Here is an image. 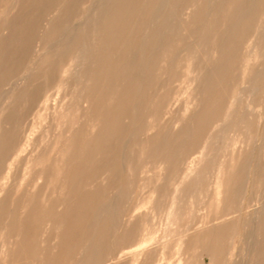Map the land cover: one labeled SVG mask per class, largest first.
I'll list each match as a JSON object with an SVG mask.
<instances>
[{"label":"rangeland","instance_id":"rangeland-1","mask_svg":"<svg viewBox=\"0 0 264 264\" xmlns=\"http://www.w3.org/2000/svg\"><path fill=\"white\" fill-rule=\"evenodd\" d=\"M74 2L0 0V159L10 146L24 143L16 124L30 125L39 115L52 120L32 149L9 158V174L0 167V177L9 178L0 181V189L7 183V194L0 196V264H130L135 247L126 249L125 241L135 236L148 240L143 264H246L244 246L251 227L258 226L252 214L264 210V168L259 180L253 177L264 147V92L246 99L252 84L264 81V0H87L81 16L68 21L65 12ZM94 6L102 13L90 19L87 11ZM48 26L53 30L44 48L38 39ZM71 35L77 37L74 46ZM58 49L62 54H55ZM196 49L195 63L208 64L203 78L177 69ZM84 51L89 56L76 62ZM206 76L203 104L185 113L186 96L168 99L176 90L195 89L193 82ZM59 83L68 96L62 108L52 92ZM241 122L247 126L243 137L225 133ZM132 142L155 148H139L135 166L123 168ZM85 148L93 150L88 159L76 158ZM171 151L161 171L174 176L149 180L151 168L141 170L146 159ZM220 182L237 190L227 218L231 230L223 235L214 231L222 210L213 206L208 213L198 196H185L182 207L171 211L172 197L155 198L154 210L134 218L123 211L142 201L143 185L190 192L205 186L213 200ZM130 185L139 198H124ZM217 237L220 245L212 246Z\"/></svg>","mask_w":264,"mask_h":264},{"label":"bare ground","instance_id":"bare-ground-1","mask_svg":"<svg viewBox=\"0 0 264 264\" xmlns=\"http://www.w3.org/2000/svg\"><path fill=\"white\" fill-rule=\"evenodd\" d=\"M84 1H87V0H76V2H74V4H72V6H70L68 8V10H66L65 12V17L69 18L68 21L70 19H77L81 16L82 14V4H84L83 2ZM104 2V1H103ZM102 2V3H103ZM165 2V0H164ZM162 2V3H164ZM167 2V1H166ZM61 3H64V2H61ZM105 3V2H104ZM10 5V4H9ZM97 5V4H96ZM104 5V4H103ZM159 5V4H157ZM163 5V4H161ZM165 5V4H164ZM177 5V4H176ZM138 6V5H137ZM210 6V5H209ZM5 7V6H4ZM11 7V6H9ZM159 7V6H158ZM103 8V6H102ZM162 8V6H161ZM164 8V6H163ZM159 9L160 7L157 9L158 10V13H159ZM211 11V9H210ZM57 12V11H56ZM247 12V11H246ZM88 13V17H91L90 19H94L96 16H99L101 13H102V9H97V6H94L92 9H89L87 11ZM157 13V15H158ZM244 13V12H243ZM156 14V12H155ZM210 15V14H209ZM85 17V16H84ZM215 17V16H214ZM32 18V17H31ZM172 18V17H171ZM35 19V18H33ZM177 19V18H176ZM84 20V19H83ZM82 20V21H83ZM156 21V20H154ZM170 21V20H169ZM172 21V19H171ZM178 21V20H177ZM175 22V21H174ZM172 23V22H171ZM88 24V23H87ZM179 24V23H178ZM32 25V24H31ZM76 25V24H75ZM161 25V24H160ZM74 26V25H73ZM77 26V25H76ZM79 26V25H78ZM157 26V25H156ZM164 26V25H163ZM34 28V27H33ZM53 30V27L52 26H48L47 27V31L44 32L42 34V36H40V38L38 39V44L43 46L44 48L47 46V43L45 42L47 39H48V36L51 32V30ZM84 30L85 29H81L80 30V35L82 33H84ZM154 32V31H152ZM157 34V33H156ZM177 34V33H176ZM154 35V34H153ZM73 35H71L72 37ZM155 36V35H154ZM10 37V36H9ZM75 38L77 39V37L73 36V41L71 42V45H76L75 43ZM154 38V37H153ZM63 39V38H62ZM71 39V38H69ZM68 39V40H69ZM151 40V39H150ZM163 40V38H162ZM61 41V40H60ZM67 41V40H66ZM178 41V40H177ZM36 42V41H35ZM144 42V41H143ZM55 43V42H54ZM68 43V42H67ZM196 43V42H195ZM210 43V42H209ZM36 44V43H35ZM37 44V45H38ZM153 44V43H152ZM217 44V43H216ZM187 45V44H186ZM34 46V45H33ZM51 46H52V43H51ZM202 46V45H201ZM206 46V45H205ZM38 47V46H37ZM158 47V46H157ZM173 48V47H171ZM203 48V47H202ZM180 49V48H179ZM213 49V48H212ZM214 50V49H213ZM212 50V51H213ZM168 51V50H167ZM172 51V50H171ZM177 51V50H176ZM217 51V50H216ZM49 52V51H48ZM63 50L61 49H58L55 51V54L59 55L60 53L62 54ZM85 54H81V55H78L75 56V59H76V62L78 61H83V60H86V58H84V56L87 55L89 56V52H86L84 51ZM180 52V51H179ZM9 53V52H8ZM43 54V53H42ZM199 54V50H195L194 52L191 53L190 57L184 61V65H180L178 69V71H180L181 73H184L186 75H191V76H194V75H201L202 78H203V75H206L204 72L205 70L207 69L208 67V64L207 63H204V65L202 66V62L200 61L198 64H196L195 60H196V56ZM209 54V53H208ZM212 54V53H211ZM214 54V52H213ZM114 55V54H113ZM8 56V55H7ZM81 56V57H80ZM86 56V57H88ZM200 56V55H199ZM213 56V55H212ZM135 57V56H134ZM137 57V56H136ZM150 57V56H149ZM259 57L263 58L264 59V53ZM4 56L0 59H3ZM133 58V56H132ZM138 58V57H137ZM262 59V60H263ZM47 60V59H46ZM154 60V59H153ZM115 61H119V60H115ZM135 61V60H134ZM205 61V60H204ZM59 62V61H58ZM224 62V61H223ZM121 63V62H120ZM131 63V60L130 62ZM53 64V63H52ZM51 64V65H52ZM34 65V64H33ZM121 65V64H120ZM143 65V64H142ZM222 65V64H221ZM219 65V66H221ZM219 66H217V70L219 72ZM70 67V66H69ZM122 67V66H121ZM129 67V66H128ZM225 67V66H224ZM123 68V67H122ZM61 69V68H60ZM70 69V68H69ZM173 69V68H172ZM216 69V68H215ZM76 70V68L73 67V69L71 68L69 70V74L70 72ZM139 70V69H138ZM171 70V69H170ZM257 69H255L256 71ZM5 71V70H4ZM143 71V70H142ZM64 72H68V68L64 70ZM139 72V71H138ZM171 72V71H170ZM259 72V71H258ZM20 73V72H19ZM18 73V74H19ZM22 73V72H21ZM25 74V73H24ZM9 75V74H8ZM26 75V74H25ZM52 75V74H51ZM147 75V74H146ZM208 75V74H207ZM31 76V75H30ZM33 77V76H32ZM70 77V76H69ZM25 78V77H24ZM50 78V77H49ZM152 78V77H151ZM34 79V78H33ZM52 79V78H51ZM256 79V78H255ZM38 80V79H36ZM35 80V81H36ZM40 80V79H39ZM54 79L50 80V81H53ZM170 80V79H169ZM172 80V79H171ZM22 81V79H21ZM176 81V80H175ZM192 81V80H191ZM202 81V83H201ZM14 82V81H13ZM16 82V81H15ZM19 82V81H18ZM208 83V80H207V76L206 78H204L203 80H200V81H194L193 84L196 85V88L195 89H192L191 90V86L190 88L189 87H186L185 91H181V90H176L172 93H170L171 97L168 98L169 100H174V99H179L181 96H186L187 100H186V104L184 105V112H188V110H190L191 106H194L196 103H200V104H203L204 103V92L202 91H205V89L203 90V88H205L204 85H206V83ZM186 83V82H185ZM74 84V83H73ZM14 85V84H13ZM17 85V84H16ZM47 84H45L46 86ZM76 86V84H75ZM140 86V85H139ZM148 86V85H147ZM188 86V85H187ZM10 87V86H9ZM8 87V88H9ZM182 88V87H181ZM202 88V89H201ZM10 89V88H9ZM13 89V87H12ZM35 89V87H34ZM244 89V88H243ZM138 90V89H137ZM32 91V90H31ZM170 91V90H169ZM53 92V96H54V102H57V106L59 108H62L64 106H66V103H67V93H66V90H63L62 89V84L59 83L55 89L52 91ZM133 92V90H132ZM152 92V91H151ZM164 92V91H163ZM168 92V91H167ZM264 92V81H259L258 82H255L252 84V87L249 91V93L246 95V99L247 101H251L253 100L256 96H259L261 95L262 93ZM42 93V92H41ZM40 94V92H34L32 95L33 96H36ZM135 94V93H134ZM165 94V93H164ZM24 94H20V98H23ZM207 95V93H206ZM216 95V93H215ZM214 95V96H215ZM14 96V92H10V95L7 97V100H5V103L7 104L8 102H10L12 100ZM161 96V95H160ZM136 97V96H135ZM142 97V96H141ZM139 97V99L141 98ZM3 98V97H2ZM161 98V97H160ZM183 98V97H182ZM138 99V98H137ZM144 99V98H143ZM214 99V97H213ZM34 100V99H33ZM136 100V99H135ZM142 100V98H141ZM37 102V101H36ZM139 102V101H138ZM145 102V101H144ZM203 102V103H202ZM136 103V102H135ZM147 103V102H145ZM26 104V103H25ZM134 104V103H133ZM172 104V103H171ZM210 104V103H209ZM17 105V104H16ZM135 107L137 104H134ZM140 105V104H139ZM199 105V104H198ZM201 106V105H200ZM197 107V106H196ZM162 108V107H161ZM169 108V107H168ZM167 108V109H168ZM200 108V107H199ZM81 109V108H80ZM83 109V108H82ZM136 109V108H135ZM179 109V108H178ZM195 109V108H194ZM6 110V109H5ZM193 110V109H192ZM208 110V109H207ZM23 111V109H22ZM21 111V112H22ZM139 111V110H138ZM141 111V110H140ZM139 111V112H140ZM161 111V110H160ZM181 112V111H180ZM185 112V113H186ZM194 112V111H193ZM9 113V112H7ZM141 113V112H140ZM183 113V112H182ZM10 114V113H9ZM8 114V115H9ZM20 114V113H19ZM100 114V113H99ZM180 114V113H179ZM178 114V115H179ZM11 115V114H10ZM55 114H53L54 116ZM159 115V114H158ZM174 115V114H173ZM181 115V114H180ZM183 115V114H182ZM193 116V114H191ZM26 116V115H25ZM23 116V117H25ZM161 116V115H160ZM9 117V116H8ZM27 117V116H26ZM98 117V116H97ZM191 117V116H190ZM173 118V117H172ZM178 118V117H177ZM26 119V118H25ZM110 119V118H109ZM181 119V118H180ZM101 120V119H100ZM52 120H50V115H45V116H42V115H39V117H37L36 121H33L30 125H20V124H16V126L18 127V129L20 130V134L22 136V139H23V135H24V143L20 144V145H13L12 147L10 146V148L7 150V154H8V157H5V158H2L0 159V167L3 168V166L6 168V172L7 174H9V171H11V168H12V164L10 163V157L12 155H15L17 153H23V152H28L29 149H32L34 146V138L39 134L41 133V128L43 127V129L47 126H50L51 125V122ZM161 121V119H160ZM181 121V120H180ZM179 120H176L175 121V125H178L180 127H183V128H187L190 126V128H192V124L189 125V124H181ZM7 122V121H5ZM191 122V121H190ZM12 123V122H10ZM110 123V122H109ZM156 123V122H155ZM160 123V122H159ZM28 124V123H27ZM113 124V123H112ZM127 124V123H126ZM88 125V124H87ZM86 125V126H87ZM116 125V124H115ZM129 125V124H128ZM132 126V125H131ZM3 127V124L1 122V117H0V130L1 128ZM165 127V126H164ZM52 128V127H51ZM50 128V129H51ZM111 128V127H109ZM53 129V128H52ZM166 129V128H165ZM179 129V128H178ZM5 132H6V129H4ZM8 131H10V129H7ZM183 130V129H181ZM180 130V131H181ZM177 131V130H176ZM179 131V132H180ZM190 131V129H189ZM223 131V130H222ZM247 132V126L245 125V123H240L236 126H232L230 128H228L225 133H230V134H235L237 135L238 137H243ZM133 133V132H132ZM166 133V132H165ZM9 135V134H8ZM11 135V134H10ZM160 135V134H159ZM166 135V134H165ZM190 135V134H189ZM0 137H2V134H0ZM15 138V136H13ZM161 137V136H160ZM159 137V138H160ZM188 137V136H187ZM38 138V137H37ZM157 138V139H159ZM9 139V138H8ZM13 139V138H12ZM19 139V137H18ZM186 139V138H185ZM184 139V140H185ZM14 140V139H13ZM21 141V140H20ZM19 142V141H18ZM67 142V141H66ZM118 142V141H117ZM183 142V140H182ZM69 143V142H68ZM166 143V142H165ZM179 143V142H178ZM220 143V142H219ZM11 144V143H10ZM67 144V143H66ZM261 144V143H260ZM259 144V145H260ZM264 144V143H263ZM2 145V144H1ZM36 145V144H35ZM170 145V144H169ZM181 145V143H180ZM179 145V146H180ZM38 146V145H37ZM97 146V145H96ZM124 146V144H123ZM122 146V147H123ZM173 146V145H172ZM178 145H176L177 147ZM262 146V145H260ZM129 152H128V156H125L122 160V164H123V168H132L135 166L134 164V158L136 156V152L138 151V153H140V150H138L139 148L142 150L144 149V147H139L137 146V144L135 142H132L130 145H129ZM153 147L155 148V145H151L149 146V143H147L145 145V149L144 150H151L153 149ZM157 148H158V145H157ZM160 149V148H159ZM172 149V148H171ZM174 149V148H173ZM172 149V150H173ZM180 151V149H178ZM261 150H263L262 152V156H258L257 157V160L255 162V165L256 167L254 168V172H253V177L256 178V180H259L260 177V173L261 171L263 170L264 168V147L261 148ZM32 151V150H31ZM36 151V150H35ZM93 150L90 149V148H85L83 149L82 151H80L81 153L79 154L78 152V155H76L75 157L76 158H80V157H83L84 160L86 161L88 159V156L91 154ZM123 151V150H122ZM121 151V152H122ZM143 151V150H142ZM160 151V150H159ZM34 152V151H33ZM56 153V152H55ZM61 152H58L57 151V155H60ZM168 153V154H167ZM174 153V151L172 152H163L161 154V156L157 157V158H152V157H148L146 159V162H145V165L141 167V170L144 169V170H150L151 168V176L149 175V180L151 179H156L157 177L159 178L160 175L162 176H168L167 179H171L173 176H174V172L169 176L170 173H164L162 170V167L164 166V164L166 163L167 159L172 156ZM180 153V152H178ZM1 154V153H0ZM83 154V155H82ZM175 154V153H174ZM104 155V154H103ZM109 157V156H108ZM173 157H176V156H173ZM172 157V158H173ZM180 157V156H179ZM217 158V157H216ZM63 159V157H62ZM178 159V158H177ZM41 158L39 160H35L33 159V162L31 165H29L32 169H36L38 168V166H40L42 163H41ZM102 160V159H101ZM104 160V158H103ZM64 161V160H63ZM117 161V160H116ZM175 161V160H174ZM31 161H29V164H30ZM65 162V161H64ZM71 162V161H70ZM100 162V161H99ZM171 162V161H170ZM169 162V163H170ZM76 163V162H75ZM108 163V162H107ZM168 163V164H169ZM64 164V163H63ZM109 164V163H108ZM175 164V163H173ZM191 164V163H190ZM106 166V165H105ZM169 168H170V164L168 165ZM174 166V165H173ZM23 167V166H22ZM68 167V166H67ZM71 167V166H70ZM114 167V166H113ZM80 168V167H79ZM167 169V168H166ZM44 170V169H43ZM41 171V170H40ZM45 171V170H44ZM134 170H132L130 173L131 175L134 174L133 172ZM168 171V170H167ZM163 172V174H162ZM171 172V171H170ZM16 173V172H15ZM17 175V174H16ZM99 175V174H98ZM32 176V175H31ZM41 176V175H40ZM38 176L39 178L38 179H42V177ZM106 177L109 176V173L105 175ZM20 177V176H19ZM37 178V177H36ZM193 178V177H192ZM78 179H81V176H76L75 178V181H77ZM1 180H6L8 181L9 178L8 176H5V177H0V181ZM112 180V179H111ZM22 181V180H21ZM44 181V180H43ZM70 181V180H69ZM115 181V180H113ZM138 182V181H137ZM98 183V182H97ZM190 183V182H189ZM7 183H4L3 186L1 187L0 189V196L4 195V194H7ZM71 185V184H70ZM162 187H151V186H141V191H142V194L141 198H139L138 196L140 195L139 193H137L138 191L135 189L136 187L130 185L128 187V189L126 190L125 192V197L124 198H136L138 197L139 199H142V201H136L135 203L134 202H131L129 203L128 205L126 204L125 205V208L123 209L124 213L130 215L131 218H134L136 217L138 214H140L142 212V210H148V209H152L154 210V205L151 207V204L153 203L154 199H159V200H164L165 198H168V197H172L171 201H170V206L168 207V211H171L174 209L175 206H178V208L180 209L182 207V203L184 201V198L185 196H188L190 200H193L196 196H198V199L200 202H205L206 203V208H205V211L207 210L208 213L209 211L212 212V209H214L213 206L216 207L215 209V212H219V210L221 211L222 213V220L220 221V223L217 225V227L214 229V231H217V232H221L220 234L223 235L224 234V231L226 230L227 233L230 232L231 230V227L229 226L228 224V216H230L232 214V210L230 209V199L232 197V195L234 196V193H236L237 190H235L234 188H230L229 185H224L222 182L216 184L214 186V190L212 192V195L214 196V198H212L213 200H211L210 196H209V191H210V188H207L205 186H203L200 190L198 191H192L190 192L187 188H182L180 186H175L173 191H168L167 188H165L166 186L162 183ZM232 189V190H231ZM10 193V192H9ZM118 193V192H117ZM116 195V194H115ZM116 197V196H115ZM114 197V198H115ZM212 197V196H211ZM55 200V199H54ZM48 201V199H47ZM34 203V201H33ZM113 206V205H111ZM186 208V207H185ZM17 208L14 207V211L16 210ZM23 210V206L21 208ZM98 209V208H97ZM96 214V213H95ZM264 215V210H261L260 212H257L255 211L252 216H254L253 218H256V221L258 223V226L257 227H251L250 229V234H249V239H248V242L246 243V245L244 246V249H245V252L244 253H248L250 254V257L249 259L245 258L247 261H246V264H264V251L262 249V245L264 243V237L261 235L262 234V229H264V220L262 219V216ZM257 216V217H255ZM111 217V216H110ZM45 219V218H44ZM51 220V219H49ZM143 220V218H142ZM48 221V220H47ZM254 221V220H253ZM116 223V222H115ZM255 223V222H254ZM49 226V225H48ZM50 227V226H49ZM110 229V228H109ZM132 230L131 232V237L132 236H135L133 233H134V229L131 227L130 228ZM38 230V229H37ZM122 231V230H121ZM211 231V230H210ZM128 233V232H127ZM138 233V232H137ZM213 234V233H212ZM111 242V241H110ZM126 244H127V247L126 249H131L133 247H135L133 249V251H131V259H130V264H143L144 261H146V259H148V254L143 250L144 248H146L148 246V240L146 239H142V238H138L137 236L131 238L130 240H126L125 241ZM221 243V240L217 237V239L214 241H212V246L214 245H220ZM129 245V246H128ZM178 245V244H177ZM176 245V246H177ZM133 252V253H132ZM186 254V253H185ZM123 255V254H122ZM152 255V254H151ZM177 255V254H176ZM85 256V255H84ZM88 256V255H87ZM210 257H212V253L209 254ZM245 256L247 257V254H245ZM82 257V255H81ZM86 257V256H85ZM12 260V259H11ZM83 261V260H82ZM179 262L181 261V257L180 259L178 260ZM85 262V260H84ZM83 263V262H82ZM88 263V262H87Z\"/></svg>","mask_w":264,"mask_h":264}]
</instances>
